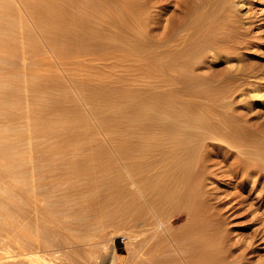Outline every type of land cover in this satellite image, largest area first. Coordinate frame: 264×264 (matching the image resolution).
<instances>
[{
  "label": "rangeland",
  "instance_id": "rangeland-1",
  "mask_svg": "<svg viewBox=\"0 0 264 264\" xmlns=\"http://www.w3.org/2000/svg\"><path fill=\"white\" fill-rule=\"evenodd\" d=\"M60 1L53 0L54 5ZM85 1L67 0V15L87 17L81 7ZM146 1L147 28L135 27L141 34L127 38L134 47L118 51L128 52L135 60L125 53L116 60L112 47L94 48V43H114L105 35L116 28L96 24L100 31L89 36L80 21L74 24L77 29L64 23L65 19L62 29L50 27L43 15L35 17L37 0H0V169L4 181L0 182V264H184L180 259L188 254H194L197 261L213 258V264H264V176L234 175L229 170L237 157H246L238 147L242 142L247 144L240 148L259 146L264 151V0H204V6L202 0H180L186 7L182 6L183 11L176 9L177 0ZM68 31L73 32V41ZM171 31L172 39L165 38ZM217 46L221 49L214 56L210 48ZM161 97H170L178 109L176 115L190 114L191 128L205 138L197 143L201 165L195 175H201L202 190L211 197L207 214L212 224L203 222L206 230L200 229L201 238L195 235V248L188 240H179V235L186 234L187 215L166 199L154 209L158 196L149 203L143 194L134 192L127 170L116 157L117 144L129 137L127 126L121 140L118 137L122 135L116 114L119 105L127 107L140 99L148 105L150 100L160 102ZM159 130L152 134H161ZM245 131L252 132V137ZM258 131L261 135L255 134ZM229 137L235 139L231 143L240 156L235 147L230 148ZM51 148L59 150L54 158ZM241 177L247 186L240 190ZM248 188L252 198L246 197ZM173 233L180 238L170 240Z\"/></svg>",
  "mask_w": 264,
  "mask_h": 264
},
{
  "label": "bare ground",
  "instance_id": "bare-ground-1",
  "mask_svg": "<svg viewBox=\"0 0 264 264\" xmlns=\"http://www.w3.org/2000/svg\"><path fill=\"white\" fill-rule=\"evenodd\" d=\"M7 1V0H6ZM26 1V0H25ZM38 2H35L34 5L36 8V15L35 17H38V15H43L44 17V20L47 21V25H50L55 27L54 25H56L57 28H61V25H62V19H65V22L64 23H70L74 28V24L76 25L77 24V21H80V24H82L81 22L85 23V30L87 33H90L89 36L91 35L92 33V36L94 32H97L99 29V27L97 25H102L100 27H104L106 29L107 26H105L106 24L108 25L109 28H111V30L113 28H116L117 30H112L114 32H112L113 34L111 35H105L106 38L108 39H111L112 41H114V43H109L107 44V42H103L101 43V46H99V43L96 44L94 43V48H100L101 51H102V47H105V50H107V47L108 46L109 48H113L112 49V52H111V55L114 56L113 58H116L117 55H120L121 58H123L125 54H127L128 58L131 55H128V52H124V53H119L118 51L119 50H129L131 48V45L133 46L132 41L131 43H129L130 39L128 40L127 38L128 37H131V36H136L138 37L141 33L140 31H137V29H135V27L137 26H144L147 25L146 22H149L148 20V16H145L143 15V12L147 9H145L147 7V3L148 1L146 0H94L92 2V0H87L85 1V5L81 6L82 9L87 13V17H84V18H78L77 15L76 17L74 16H71L69 17L67 15V13H70L69 10L68 12L66 13L65 11V2L67 0H61L60 4H55L54 5V2L53 0H37ZM73 1V0H72ZM84 1V0H83ZM176 1V0H175ZM178 3L176 7L177 10L185 7L182 5L181 1L180 0H177ZM176 1V2H177ZM200 1V0H199ZM203 1V5L204 6V0ZM206 1V0H205ZM208 1V0H207ZM216 1V0H215ZM223 1V0H222ZM221 1V3H223ZM59 2V1H58ZM110 2L112 4H110ZM150 2V1H149ZM191 2V1H190ZM198 2V1H197ZM211 2V1H210ZM29 3V2H28ZM120 3H122L121 5H119ZM213 3V1H212ZM220 3V2H218ZM114 4V5H113ZM168 4V3H167ZM194 4V3H193ZM196 4V3H195ZM208 3H206V6H207ZM234 4V3H233ZM32 5V4H31ZM119 5V6H118ZM150 5V4H149ZM148 5V7H149ZM197 5V4H196ZM200 5V6H201ZM235 5V4H234ZM67 6V4H66ZM72 6V5H71ZM69 6V8L71 7ZM183 6V7H182ZM198 6V5H197ZM199 6V7H200ZM210 6H213V5H210ZM215 6V5H214ZM217 8H218V5L216 4ZM229 6V5H228ZM239 6V5H238ZM73 8V6H72ZM186 8V7H185ZM183 8V9H185ZM201 8V7H200ZM209 8V7H207ZM211 8V7H210ZM215 8V7H214ZM220 9H222V7H219ZM226 8V7H224ZM68 9V8H67ZM66 9V10H67ZM194 9V8H193ZM192 9V10H193ZM197 9V7L195 8ZM216 9V8H215ZM33 10V9H32ZM182 10V9H181ZM203 11V8L200 9ZM212 10V9H211ZM224 10V9H223ZM31 11V10H30ZM183 11V10H182ZM185 11V10H184ZM206 11V9H205ZM209 11V9H208ZM220 10L218 9V12ZM34 12V11H33ZM76 12V11H75ZM199 12V11H198ZM213 13L212 11H209V13ZM217 12V13H218ZM223 12V11H222ZM220 12V13H222ZM230 12V11H229ZM228 12V13H229ZM82 13V12H80ZM145 13V12H144ZM201 13V12H200ZM208 13V12H207ZM76 14V13H75ZM74 14V15H75ZM170 14V13H169ZM187 14V13H185ZM204 14V13H203ZM226 14V12L224 13ZM223 14V15H224ZM72 15V14H71ZM89 15V16H88ZM181 15V14H180ZM207 16V15H205ZM179 17V16H178ZM182 17V16H181ZM193 17V16H192ZM204 17V16H203ZM210 18V16H207V18ZM215 17V16H214ZM213 17V18H214ZM220 17V16H219ZM40 18H42L40 16ZM78 18V19H77ZM195 18V16H194ZM193 18V19H194ZM199 18V17H198ZM202 18V17H201ZM206 18V20H207ZM212 18V19H213ZM38 19V18H37ZM35 19V20H37ZM81 19V20H80ZM186 19V18H185ZM191 19V18H190ZM204 22L206 21L205 20V17L203 18ZM211 19V20H212ZM227 19V18H226ZM41 20V19H40ZM43 20V19H42ZM41 20L42 24H43V21ZM76 20V21H75ZM151 20V19H150ZM216 20V19H215ZM229 20V19H227ZM226 20V21H227ZM38 21V20H37ZM177 21V20H176ZM175 21V22H176ZM188 21V20H187ZM223 21V20H222ZM225 21V22H226ZM230 21V20H229ZM227 22L228 24L230 22ZM14 22V21H13ZM40 22V21H38ZM151 22V21H150ZM161 22V21H159ZM189 22V21H188ZM192 22V21H191ZM195 22L196 19H195ZM209 22V21H207ZM206 22V23H207ZM217 22V21H216ZM79 23V22H78ZM95 23V25H94ZM153 23V22H152ZM169 23L170 25L173 24L172 20H169ZM190 23V22H189ZM200 23V22H199ZM226 23V24H227ZM233 23V22H232ZM41 24V25H42ZM52 24V25H51ZM144 24V25H143ZM182 24V23H181ZM197 24V23H196ZM208 25H206V28H210L211 26V23H207ZM214 23H212V26H213ZM175 25V24H174ZM178 25V23H177ZM188 25V24H187ZM191 25V24H190ZM193 25H194V22H193ZM216 25H218L216 23ZM82 26V25H81ZM148 26V25H147ZM147 26L145 28H147ZM173 26V25H172ZM208 26V27H207ZM231 26V25H230ZM234 26V25H233ZM42 27V26H41ZM49 27V28H50ZM76 28L74 29H77V26H75ZM98 27V28H97ZM174 27V26H173ZM177 27V26H176ZM198 27V26H197ZM200 27V26H199ZM221 27V26H220ZM1 28V27H0ZM71 28V27H70ZM103 28V29H104ZM163 28V27H162ZM191 28V27H190ZM205 28V27H204ZM205 28V29H206ZM208 28V29H209ZM48 29V28H47ZM58 29V30H59ZM104 29V30H105ZM142 29V28H141ZM155 29V28H154ZM192 29V28H191ZM207 29V30H208ZM217 29V28H215ZM219 29V28H218ZM55 30V29H54ZM83 30V29H82ZM84 30V31H85ZM139 30V29H138ZM170 30V29H168ZM188 30V29H187ZM212 30V29H211ZM214 30V29H213ZM46 31V30H45ZM53 31V30H52ZM74 31V30H72ZM72 31H68L69 35H71L70 37V41H73V32ZM75 31H78V30H75ZM74 31V32H75ZM100 31V30H99ZM107 31V30H106ZM109 31V30H108ZM183 31V30H182ZM181 31V32H182ZM190 31V30H189ZM205 31V30H203ZM220 31V30H219ZM12 32V31H11ZM54 32V31H53ZM52 32V33H53ZM109 31L108 34L111 33ZM144 32V31H143ZM188 32V31H187ZM197 32V31H196ZM201 32V31H200ZM212 32V31H211ZM103 33V32H101ZM99 33V34H101ZM168 36H166L165 38H170L174 32H167ZM185 33V32H183ZM192 33V31H191ZM202 33V32H201ZM59 34V32H58ZM57 34V35H58ZM64 34V32L62 33ZM95 34V33H94ZM199 34V33H197ZM81 35V34H80ZM184 35V34H183ZM196 35V34H195ZM203 35V34H202ZM8 36V35H7ZM13 36V35H12ZM53 36V35H52ZM55 36V35H54ZM61 37L64 36V35H60ZM91 36V37H92ZM97 36V35H96ZM101 36H103L101 34ZM145 36V35H144ZM174 36V35H173ZM172 36V37H173ZM180 36V35H179ZM178 36V37H179ZM194 36V35H193ZM200 36V35H199ZM57 37V36H56ZM171 37V39H172ZM181 37V36H180ZM186 37V36H185ZM229 37V36H228ZM59 38V37H58ZM97 38V37H96ZM142 38V37H141ZM140 38V39H141ZM145 38V37H144ZM195 38V36L193 37ZM192 38V39H193ZM217 38V37H216ZM56 39V38H55ZM62 39V38H61ZM78 40V38H76ZM81 39H82V35H81ZM86 39V38H85ZM90 39V38H89ZM147 39V38H146ZM145 39V40H146ZM152 39V38H151ZM223 39V38H222ZM84 40V39H83ZM81 40V41H83ZM104 40V38H103ZM128 40V41H127ZM133 40V39H132ZM174 40V39H173ZM182 40V39H181ZM186 40V39H185ZM229 40V38H228ZM234 40V39H233ZM232 40V41H233ZM55 41V40H54ZM54 41H53V44H54ZM61 41V40H59ZM85 41H88V40H85ZM96 41V40H95ZM94 41V42H95ZM139 41V40H138ZM188 41H191V38L190 40ZM193 41V40H192ZM220 41V40H219ZM31 42V41H30ZM78 42V41H77ZM89 42V41H88ZM171 42V41H170ZM184 42V41H183ZM223 41H221L222 43ZM226 42V41H225ZM229 42V41H228ZM27 43V42H26ZM65 43V42H63ZM80 42H78L79 44ZM86 43V42H85ZM91 45L93 44L92 41H90ZM90 43L86 46H89ZM143 43V42H141ZM151 43V42H150ZM202 43V42H201ZM208 43V42H206ZM213 43V42H212ZM217 43V42H216ZM56 44H57V41H56ZM59 44V42H58ZM82 44V43H81ZM140 44V43H139ZM154 44V43H153ZM203 44V43H202ZM205 44V43H204ZM211 44V43H209ZM68 45V44H67ZM83 45V44H82ZM134 45L136 46H140L139 48H141L143 46V48L145 47L143 44L141 45H138L137 42L135 44L134 42ZM206 45V44H205ZM218 45V43L216 44ZM215 44L213 45L216 46ZM222 45V44H221ZM233 45V44H232ZM231 45V46H232ZM163 46V45H162ZM170 46V45H169ZM202 46V45H201ZM223 48H225L226 46L222 45ZM221 46V47H222ZM71 47V46H70ZM73 47V46H72ZM134 47V46H133ZM151 47V46H150ZM212 47V46H211ZM218 47L217 46V49L215 48H210L212 49L211 53L212 55L214 56H217L218 52H220V50H218ZM79 48H80V44H79ZM90 48V47H89ZM136 48V47H135ZM138 48V49H139ZM147 48V47H146ZM153 48V47H152ZM158 48V47H156ZM199 48V47H198ZM201 48V47H200ZM220 48V47H219ZM228 48V47H227ZM226 48V51L227 50H230V49H227ZM232 48V47H231ZM99 49V50H100ZM142 49V48H141ZM159 49V48H158ZM171 49V48H170ZM221 49V48H220ZM21 50V49H20ZM88 50V49H87ZM90 50V49H89ZM92 50V49H91ZM95 50V49H93ZM131 50V49H130ZM134 50V49H133ZM157 50V49H156ZM155 50V51H156ZM160 50V49H159ZM218 50V52H217ZM96 51V50H95ZM94 51V52H95ZM210 51V50H209ZM223 51V50H222ZM92 52V53H94ZM98 52V51H97ZM108 52V51H106ZM106 52L104 54H106ZM117 52L119 54H117ZM143 52V51H142ZM145 52V51H144ZM208 52V50H207ZM229 52V51H228ZM110 51L108 52L107 55H109L111 57V55L109 54ZM153 53V52H152ZM225 53V51H224ZM102 54V53H101ZM130 54V53H129ZM171 54V53H170ZM169 54V55H170ZM195 54V53H193ZM103 55V54H102ZM107 55H104V56H107ZM116 55V57H115ZM147 55V54H146ZM168 55V54H167ZM179 55V54H178ZM183 55V54H182ZM222 55V54H221ZM225 55V54H224ZM118 56L116 58V60L120 57ZM126 56V57H127ZM135 56V55H134ZM149 56V54L147 55ZM161 56V55H160ZM184 56V55H183ZM187 56V55H185ZM194 56V55H193ZM196 56V54H195ZM108 57V56H107ZM106 57L105 60H108V58ZM139 59L140 56H136V59ZM145 57V56H144ZM166 57V56H165ZM164 57V58H165ZM170 57V56H169ZM173 57V56H172ZM171 57V58H172ZM135 57H133L132 59H134ZM154 58V57H153ZM180 58V57H179ZM188 58V57H187ZM104 59V57H103ZM112 59V58H111ZM145 59V58H144ZM157 59V58H156ZM169 59V58H168ZM174 59V58H173ZM176 59V57H175ZM181 59V58H180ZM184 59V58H183ZM195 59V58H194ZM131 59H129L130 61ZM132 60V61H133ZM155 60V59H154ZM153 60V61H154ZM166 60V59H165ZM186 60V59H185ZM190 60V59H189ZM197 60V59H196ZM121 61V60H120ZM125 61H128L127 59ZM124 61V63H125ZM156 61V60H155ZM179 61V59H178ZM183 61V60H182ZM191 61V60H190ZM194 61V60H193ZM115 62V61H113ZM123 62V60H122ZM172 62V61H171ZM121 63V62H120ZM138 63V62H137ZM141 63V62H140ZM157 63V62H156ZM116 64V63H115ZM117 64H118V61H117ZM116 64V65H117ZM122 64V63H121ZM136 64V63H135ZM172 64V63H171ZM173 65V64H172ZM149 66V65H148ZM147 67V66H146ZM152 67V66H151ZM171 67V66H170ZM30 68V67H29ZM142 68V67H141ZM140 68V69H141ZM33 69V68H32ZM145 70V68H144ZM239 70V69H238ZM246 72V71H245ZM249 73V72H248ZM134 74V73H133ZM143 74V73H142ZM120 75V74H119ZM124 76V75H122ZM121 77V76H120ZM142 77V76H141ZM133 78V77H132ZM30 83V82H29ZM28 83V85H29ZM122 83V82H121ZM32 84V83H31ZM30 84V85H31ZM26 85V86H28ZM31 86H35V82H34V85L32 84ZM31 88V87H30ZM125 88V87H124ZM132 88V87H130ZM190 88V87H189ZM25 89V88H24ZM28 89V88H26ZM34 89V87L31 88V90ZM38 89V88H37ZM195 89V88H194ZM22 90V89H21ZM37 91V90H36ZM124 91V90H123ZM186 91V90H185ZM126 92V91H125ZM147 92V91H146ZM150 92V91H149ZM177 92V91H176ZM32 92H30L31 94ZM139 93V92H138ZM168 93V92H167ZM172 93V92H171ZM33 94H35L33 92ZM32 94V95H33ZM37 94V93H36ZM31 95V96H32ZM94 95V94H93ZM117 95V94H116ZM122 95V94H121ZM138 95V94H137ZM153 95V94H152ZM168 95V94H166ZM170 95V94H169ZM186 95V94H185ZM194 95V94H193ZM95 96V95H94ZM136 96V95H135ZM33 97V96H32ZM118 97V96H117ZM172 97V96H171ZM35 98V97H34ZM33 98V99H34ZM95 98V97H94ZM137 98V97H136ZM135 98V99H136ZM162 98V97H161ZM170 98V97H169ZM167 98V97H164L161 99L160 102H155L153 103L152 100H150L151 103H149L148 105H146V103H143V101L140 100H135L136 102L132 103L131 101V104L129 103L128 106L126 107L124 104L123 105H119V108H118V114L119 115V123L121 124L119 127L122 126V128L120 130L123 129V127L126 128V126L128 127L127 132L128 133V137L127 136V133L125 136H127L130 140L129 142L126 141V138H123L125 140V142L128 143V145H125V142L124 140L122 139V141H120V145H118V150L116 151L118 154H117V160H119L118 162L122 165V169H126L127 170V175H129V179H130V182L132 185H134V192L135 190H137V192L139 194H143L144 195V198L146 201H148L149 203L153 200L152 197H154V195H157L158 196V200L156 201L155 197V201L158 202L156 205L153 204L152 206L155 207L154 209H156V207H160V204H162V202H165L167 200V202H170L171 204H173V206L176 204L178 205V209L177 211L178 212H181V213H184L187 215V219H186V222L185 224L183 225V227L185 228V232L186 234L184 235H179V236H182V239L180 237H176V233H175V236L174 233L171 235V239L174 238L175 239H179V240H188L189 244L191 246H193L194 248L196 247L195 245V242L194 240H198L196 238L195 235L199 236L200 233V229L203 227L202 224L204 225L207 224L210 220V215L209 213L207 214V211L210 209V206H208V199L209 196H207L208 194H206V191L203 192L202 190V177L200 178V176H196V172H198V168H200V165H198V157L200 156L199 154V151L200 149L198 150V145L197 143H200L198 142L200 140V138H202V135L201 133L199 134L198 132H195L191 127H193L194 125L190 124L188 122V118L190 120V114H186L185 113V116L184 117H180L179 115H176L177 114V108H175L171 102H170V99ZM32 99V98H31ZM118 99V98H117ZM151 99V98H150ZM195 99V98H194ZM35 100V99H34ZM132 100H134L132 98ZM172 100V99H171ZM200 100V99H199ZM159 101V100H158ZM196 101V100H195ZM121 102V101H120ZM125 99L122 100V103H125ZM145 102V101H144ZM147 102V101H146ZM183 102V100H182ZM188 102V101H187ZM193 102V101H192ZM8 103V102H7ZM121 103V104H122ZM148 103V102H147ZM194 103V102H193ZM203 103V102H202ZM222 103V101H221ZM101 104V103H100ZM174 104V103H173ZM184 104V103H183ZM188 104V103H187ZM226 104V103H225ZM4 105V104H3ZM175 105V104H174ZM177 105V104H176ZM197 105V104H195ZM189 106V105H188ZM200 106V105H199ZM224 106V105H223ZM104 107V106H103ZM190 107V106H189ZM201 107V106H200ZM215 107V106H214ZM7 108V107H6ZM199 108V107H198ZM203 108V107H201ZM200 108V109H201ZM101 109V108H100ZM192 109V108H191ZM190 109V110H191ZM197 109V108H196ZM117 110V109H116ZM224 110V109H223ZM99 111V108L98 110ZM192 111V110H191ZM196 111V110H195ZM198 111V110H197ZM102 112V111H101ZM100 112V113H101ZM193 112V111H192ZM103 113V112H102ZM191 113V112H190ZM206 115V114H205ZM210 115V114H209ZM32 116V114H31ZM183 116V115H182ZM169 118V119H167ZM151 121H154V125H149ZM156 121V122H155ZM159 121V122H157ZM29 122V121H28ZM193 122V121H192ZM34 123V122H33ZM117 123V124H119ZM35 125V124H34ZM198 125V124H197ZM223 125V124H222ZM238 126V125H237ZM197 127V126H196ZM200 127V126H199ZM34 129V127H33ZM125 129V130H126ZM160 129L161 132H158V133H161V134H156V133H153L152 134V131H156ZM159 130V131H160ZM244 130V129H243ZM35 131V130H34ZM124 130L121 131H118L119 134H122V135H119L118 137L120 138L121 140V137H123V132ZM202 131V130H200ZM205 131V130H204ZM46 132V131H45ZM121 132V133H120ZM147 132H151V135H147L145 136L144 134ZM234 132V131H233ZM237 132V131H236ZM261 132V131H260ZM144 133V134H143ZM163 133V134H162ZM232 133V132H231ZM230 133V134H231ZM239 134V132H237ZM246 133V131H245ZM249 133V131H248ZM259 133V131H258ZM234 134V133H233ZM233 134L231 135L233 137ZM244 134V132H243ZM247 134V133H246ZM256 135H261L260 133L257 134L255 133ZM237 135V134H236ZM235 135V137H236ZM241 135V134H240ZM247 135H251L252 137V132L250 134H247ZM246 135V136H247ZM254 135V134H253ZM255 135V139H257ZM263 135V134H262ZM213 136V134H212ZM231 137V138H232ZM238 137V136H237ZM236 137V138H237ZM242 135H241V139H242ZM261 137V136H259ZM263 137V136H262ZM118 138V139H119ZM161 138V139H160ZM214 138V137H213ZM217 138V137H216ZM244 138V137H243ZM247 138V137H246ZM202 139H205V138H202ZM201 139V140H202ZM218 139V138H217ZM234 138L230 139L229 137V142L230 144H232L233 142L231 140H233ZM249 139V137H248ZM251 139V138H250ZM250 139H249V143H250ZM252 138V141L255 140ZM262 139V138H260ZM47 140V139H46ZM46 140H44V142H46ZM177 140V141H176ZM235 140V139H234ZM233 140V141H234ZM259 140V139H258ZM257 140V141H258ZM49 142V140H47ZM158 141V142H157ZM176 141V142H175ZM210 141V140H209ZM220 141V140H219ZM222 141V140H221ZM227 141V140H226ZM237 141V140H236ZM248 141V140H246ZM43 142V143H44ZM52 142V141H51ZM50 142V145L53 144ZM232 142V143H231ZM235 142V141H234ZM254 142V141H253ZM263 142V140H262ZM170 143V144H169ZM203 144V142H201ZM239 143V142H237ZM236 143V145H237ZM243 143H246V142H242ZM258 143V142H256ZM42 144V142H41ZM240 144V143H239ZM239 145V149H240V152L243 153L244 155H246V157L244 158H236L234 160V162L232 163L233 165H231L230 163V171L233 172L234 175L236 174H239L241 175L242 174H257L259 175L262 179V176H264V151L263 149L260 150V147L257 146V148L255 149H247L245 146L241 147L242 146ZM247 144V143H246ZM260 144V143H259ZM204 145V144H203ZM202 145V146H203ZM206 145V144H205ZM234 145V146H232ZM230 146L231 147H235V144H232ZM244 145V144H243ZM261 145V144H260ZM48 146V148H49ZM201 146V147H202ZM210 146V145H209ZM207 146H205L206 148ZM256 147V146H255ZM264 147V146H263ZM236 148V147H235ZM234 148V149H235ZM259 148V149H258ZM47 149V148H46ZM208 149V148H207ZM233 149V148H232ZM239 149L236 148L235 151H237L238 153H236V155L239 154ZM51 153H52V156L51 158L59 153V150L58 149H55V148H51ZM44 151V150H43ZM47 151V150H46ZM203 153V152H202ZM235 153V152H234ZM240 153V154H241ZM243 154H241L243 156ZM46 156V155H45ZM240 156V155H238ZM204 157V156H203ZM236 157V156H235ZM54 158V157H53ZM205 159V158H203ZM200 160V159H199ZM206 161H204L205 163ZM203 163V164H204ZM207 163V162H206ZM242 164L246 165V167H243ZM120 165V166H121ZM206 165V164H205ZM203 165V167L205 166ZM42 166V165H41ZM232 166V167H231ZM202 167V166H201ZM206 169V168H204ZM124 170V171H126ZM203 171V170H202ZM209 171V170H208ZM229 171V172H230ZM207 173V172H206ZM120 174V173H119ZM232 174V173H230ZM203 176V175H202ZM253 176V175H252ZM234 179V178H233ZM264 179V178H263ZM2 179V171L0 169V182H1ZM235 180V179H234ZM239 181V180H238ZM252 181V180H251ZM263 181V180H262ZM4 182V181H3ZM1 182V183H3ZM264 182V181H263ZM202 183V184H201ZM121 184V183H120ZM249 184V183H248ZM253 184V183H252ZM251 184V185H252ZM256 184V183H255ZM1 185V184H0ZM258 185V184H257ZM261 185H262V182H261ZM260 185V186H261ZM201 186V188H200ZM245 186H247V183H246V179L245 178H242L241 177V180H240V184L238 185V187L240 188H244ZM251 187V186H249ZM252 188H254L252 186ZM204 189V188H203ZM206 189V188H205ZM249 190L246 191L247 194H246V197L250 195L251 197V193L253 191H251V188H248ZM255 189V188H254ZM2 190V189H1ZM2 192V191H1ZM153 192H156V193H153ZM119 193V192H118ZM4 194V193H3ZM136 194V193H135ZM153 194V196H152ZM161 194V195H160ZM163 194V196H162ZM236 194V193H235ZM254 194V193H253ZM233 195V194H232ZM142 196V195H140ZM160 196V197H159ZM162 196V197H161ZM255 196V195H254ZM143 197V196H142ZM235 197V196H234ZM249 197V199H250ZM150 198V199H149ZM163 198V199H161ZM242 198V197H241ZM252 198V197H251ZM257 198V197H255ZM259 198V197H258ZM8 199V198H7ZM150 201H149V200ZM152 199V200H151ZM166 199V200H165ZM243 199V198H242ZM241 199V200H242ZM261 199V197H260ZM259 199V201H260ZM4 200V198H3ZM6 200V199H5ZM164 200V201H163ZM236 200V199H235ZM154 201V202H155ZM162 201V202H161ZM243 201V200H242ZM241 201V202H242ZM255 201V200H253ZM258 201V202H259ZM148 203V205H149ZM153 203V202H152ZM166 203V202H165ZM169 203V204H170ZM243 203V202H242ZM264 203V202H263ZM6 204V203H5ZM255 204V203H254ZM119 205V204H118ZM151 205V204H150ZM246 205V204H245ZM252 205V204H251ZM2 207V205H1ZM23 207V206H22ZM21 207V208H22ZM151 207V206H150ZM149 207V208H150ZM251 207V206H250ZM249 207V208H250ZM253 207V206H252ZM146 208V207H145ZM177 208V207H176ZM254 208V207H253ZM174 209V207H173ZM159 210V209H158ZM134 211V210H133ZM147 211V210H146ZM154 211V210H153ZM160 211V210H159ZM251 211V210H250ZM151 212V211H150ZM149 212V213H150ZM155 214H156V211H154ZM210 212V211H209ZM153 213V212H152ZM161 213V212H160ZM163 213V212H162ZM169 213V212H168ZM211 214V213H210ZM148 215V214H147ZM151 215V214H150ZM209 215V216H207ZM216 215V214H215ZM260 216V215H259ZM150 217V216H148ZM152 217V216H151ZM155 217V216H153ZM156 218V217H155ZM218 218V217H217ZM129 219V218H127ZM159 219V218H158ZM166 219V218H165ZM209 219V220H208ZM213 219V218H212ZM211 219V221H212ZM147 221V220H146ZM166 221V220H165ZM164 221V222H165ZM148 222V221H147ZM146 222V223H147ZM204 222V223H203ZM215 222V221H214ZM137 223V222H136ZM162 223V221H161ZM210 224V222H209ZM212 224V222H211ZM210 224V226H211ZM158 225V224H157ZM150 226V225H149ZM153 226V225H151ZM160 226V224H159ZM158 226V228H159ZM215 226V225H214ZM154 228V226H153ZM204 228V227H203ZM206 228V226H205ZM204 228V230H206ZM155 230V229H154ZM163 230V229H162ZM121 231V230H120ZM171 231V230H170ZM211 231V230H210ZM157 232V231H156ZM214 232V231H213ZM179 233V232H178ZM181 233V231H180ZM203 234V233H202ZM206 234V233H205ZM220 234V233H218ZM152 235V234H151ZM168 235V234H167ZM170 235V234H169ZM178 235V234H177ZM173 236V237H172ZM195 236V237H194ZM216 236V235H215ZM224 235H222L223 237ZM169 237V236H168ZM212 237V236H211ZM145 238V237H144ZM153 238V237H152ZM158 238V237H157ZM170 238V237H169ZM199 238H201L199 236ZM207 238H208V235H207ZM137 239V238H136ZM161 239V238H160ZM168 239V238H167ZM204 239V238H203ZM201 239V240H203ZM162 240V239H161ZM200 240V239H199ZM160 242V241H159ZM169 242V241H168ZM175 242V241H174ZM180 242V241H179ZM203 242V241H202ZM171 243V242H170ZM198 243H201V241H199ZM196 243V244H198ZM213 243V242H212ZM215 243V242H214ZM166 244V243H165ZM202 244V243H201ZM220 244V242H219ZM142 245V244H141ZM207 245V244H206ZM209 248H210V245H208ZM101 247V246H100ZM145 247V246H144ZM163 247V246H162ZM200 247V246H199ZM203 247L204 244H203ZM159 249V248H158ZM161 249V248H160ZM164 249V248H163ZM205 249V248H204ZM203 249V250H204ZM132 250V249H131ZM175 250V249H174ZM193 250V248H192ZM202 250V251H203ZM208 250V248H207ZM196 251H199V250H196ZM113 252V251H112ZM183 252H186V251H183ZM201 253V251H199ZM207 252V251H206ZM209 252V251H208ZM211 252V251H210ZM191 253V252H190ZM198 253V252H197ZM199 253V255H200ZM206 254V253H205ZM213 254V253H212ZM194 254L192 255H181L182 258L180 260H182L184 264H213V258H209V257H206L204 260L202 261H197V259H193V256ZM196 255V254H195ZM198 255V254H197ZM198 255V256H199ZM217 255V254H216ZM172 256V255H171ZM187 256V257H185ZM197 256V257H198ZM213 256V255H212ZM215 256V255H214ZM158 257V256H157ZM196 257V256H194ZM69 258V257H68ZM107 258V257H106ZM111 260H113L112 258H110ZM117 259V258H115ZM217 259V258H216ZM235 259V258H234ZM60 260V259H59ZM110 260V261H111ZM176 260V259H175ZM175 260L173 261V263L175 262ZM171 260H169L168 262H170ZM197 261V262H196ZM216 261V260H215ZM112 262V261H111ZM262 262V261H261ZM68 263V262H67ZM75 263V262H73ZM86 263V262H85ZM110 263V262H109ZM178 263V262H177ZM228 263V262H227ZM241 263V262H239ZM260 263V262H259ZM99 264V263H98ZM103 264V263H102ZM113 264V262H112ZM170 264V263H169ZM176 264V263H174Z\"/></svg>",
  "mask_w": 264,
  "mask_h": 264
}]
</instances>
